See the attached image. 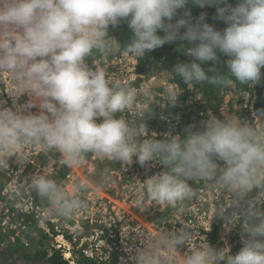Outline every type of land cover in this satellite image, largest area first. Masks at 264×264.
Instances as JSON below:
<instances>
[{"label": "clouds", "instance_id": "9594fccd", "mask_svg": "<svg viewBox=\"0 0 264 264\" xmlns=\"http://www.w3.org/2000/svg\"><path fill=\"white\" fill-rule=\"evenodd\" d=\"M189 5L216 6L214 19L227 26L217 30L205 22L206 14L194 23L190 11L176 19ZM125 20L133 36L126 55L142 57L165 44L187 43L190 61L174 66L187 85L232 84L231 78L206 71L218 52L229 57L225 64L235 80L255 85L264 77V0H239L236 6L228 0H0V73L10 74L14 98H29L23 105L0 104V166L13 156L21 159L26 145L60 153L67 167L81 166L88 153L125 165L135 157L142 167L157 161L165 170L136 181L139 199L173 207L191 196L187 181L194 177L214 179L241 198L264 190V124L209 113L199 129L189 126L183 137L166 132L157 139L155 132L149 138L147 120L118 115L136 107L140 90L114 81L86 58L94 50H118L119 40L108 29ZM142 94H150L146 85ZM247 94L256 96L254 90ZM167 98L173 107L179 101L172 87ZM34 107L37 112L31 111ZM259 117L264 120V111ZM29 186L52 215L68 217L85 207L80 197L87 190L84 181L69 192L37 172ZM228 224L240 225L243 246L236 254L206 238L188 247L192 234L180 229L133 249L134 264H264V212H247L243 220ZM185 245L188 251L181 254Z\"/></svg>", "mask_w": 264, "mask_h": 264}, {"label": "built area", "instance_id": "2783aa9c", "mask_svg": "<svg viewBox=\"0 0 264 264\" xmlns=\"http://www.w3.org/2000/svg\"><path fill=\"white\" fill-rule=\"evenodd\" d=\"M112 27L108 29L109 34ZM93 60L86 58L90 66H100ZM103 65L114 81L128 85L114 70L111 71L124 65L121 57ZM16 92L10 74L0 73V104L6 107H12L14 103L26 104L29 98H14ZM147 110L142 109L138 101L136 107L120 115L138 121L144 118ZM31 111L37 112L38 108ZM99 122L101 118L97 119ZM112 162L116 166L103 175L100 186L93 187L91 180L100 170L99 166H110ZM220 164L223 166V162ZM152 170L158 173L165 169L158 166ZM37 172L47 173L69 192L74 183L84 181L87 190L80 193V197L85 207L68 217L50 214L48 203L29 186L31 176ZM150 175L153 174L149 168L136 161L125 165L94 153L86 154L81 166L67 167L62 163L60 153L26 145L21 159L13 156L7 166H0V256L15 246L20 235L26 234L30 227L39 228L54 241L47 251V258L57 250L68 264H78L79 255L92 264H134L133 249L161 234L180 229L192 234L188 247L195 248L206 238L212 246L223 248L227 245L236 254L243 246L241 229L239 224L232 227L228 222L243 220L247 212H264V190L255 194L252 190L241 198L220 187L214 179L196 177L187 181L192 189L191 196L175 207L146 198L141 201L136 181H143ZM187 246L179 249L181 254L188 251ZM158 251L162 254L164 249Z\"/></svg>", "mask_w": 264, "mask_h": 264}, {"label": "rangeland", "instance_id": "374dc122", "mask_svg": "<svg viewBox=\"0 0 264 264\" xmlns=\"http://www.w3.org/2000/svg\"><path fill=\"white\" fill-rule=\"evenodd\" d=\"M112 30H114V28H112ZM113 52L114 51L112 50L104 54L95 51L92 53L91 57L94 59L93 61L99 63V65L105 70V65L103 64L106 61H114L115 54H113ZM121 59L124 65L122 67H114L111 71L114 70L115 73L125 81L124 83L130 85V87L140 90L141 94L138 96V101L140 102L142 109H148L146 115L144 113L143 119L147 120L149 138L151 137L152 132L157 133V139H163L166 132H172L173 135L179 134L183 137L184 130L187 127L194 126V130L199 129L203 122L209 118V113L215 115L219 119L238 116L242 120H247L256 125L264 124V120L256 115L255 112H251L250 118L246 116L247 114L244 110V104L250 102L252 106L255 97H251L245 92L229 87L218 91L215 99L211 101H208V99L204 98L202 94L197 91H194L191 95L183 98L185 92L176 88L174 83L170 81L172 79L170 73L155 70L149 71L148 74L140 73L138 71L139 61L137 57L125 55L121 57ZM145 85L150 91V94L147 97L142 94V86ZM169 87L176 90L179 98L175 107L170 104L167 98V89ZM159 123L162 125V129H159L161 128ZM133 161H136L135 157L133 158ZM220 162L221 161H218V163ZM113 163L114 162H112V165H114ZM158 166H160L161 169H165L164 166L157 161L150 162L144 167L149 168L150 172L154 175L156 173L152 169H155ZM101 184V176L97 172L93 175L91 185L93 187H98ZM53 242V240L49 239V237L44 234V231L32 227L27 230L26 234L24 232L20 235L15 246L0 256V264H32V258L36 255L35 252H37V250H43L45 246H47V251H49L50 245H52ZM51 257L52 256L47 259H50ZM47 263L48 261L46 260L38 261L37 263L35 262V264ZM77 263L92 264L81 255H79Z\"/></svg>", "mask_w": 264, "mask_h": 264}, {"label": "trees", "instance_id": "16d2710c", "mask_svg": "<svg viewBox=\"0 0 264 264\" xmlns=\"http://www.w3.org/2000/svg\"><path fill=\"white\" fill-rule=\"evenodd\" d=\"M239 0H228V3L232 6H236L238 4ZM221 7L225 5H219ZM185 11H190L192 21L195 23L201 14H206V20L205 22L213 25L217 30H223L227 25L220 20L214 19L216 16V6H206V7H199V6H193L189 5L187 9H181L179 10V14L176 19H179L183 17ZM114 30H111L110 35L115 37L117 40H119L120 48L118 50H113V54H115L114 57H123L125 56V48L126 46L131 42L133 36L130 32L128 22L122 21L118 25L113 26ZM184 29L181 30L183 33ZM163 33H161L162 35ZM188 45L184 41H178L173 44H165L163 47L157 48L153 50L150 53H145L142 57L138 58V71L140 73H149L151 70L155 71H166L172 75L171 82L174 83L176 88L179 90H182L185 92L183 95V98L191 95L193 91H197L198 93L202 94V96L208 101H211L215 99L217 96L218 91H221L223 88H234L238 91L249 93L251 91H255V101L253 105L251 106V103L248 102L245 105V112L246 116L250 118L252 110L255 112L256 115L259 116L261 111H264V77H262L261 81L255 85H253L251 82L249 83H241L237 80H235L234 77H231L229 70L225 64V62L229 59L226 55L222 53H217L218 60L217 62H210L209 64L205 65L206 71L208 72L209 76H216V75H223L228 78L232 79V84L230 86H219V85H213L209 84L207 82L202 84H196L193 83L191 85L185 84L181 78L174 72V66L177 63H185L189 62L190 58L185 55L186 49ZM95 52V51H93ZM92 55V54H91ZM91 55L87 58H91ZM262 73H264V69H262ZM150 124V123H149ZM160 125V123H159ZM156 126V125H155ZM162 129V125H160ZM158 128V127H157ZM114 165H100V170L98 171V174L101 176V179L103 175L108 171V169L112 168ZM258 190H254L252 194H255ZM30 227L29 229H31ZM36 255L32 258V264L37 263L38 261H48L47 264H68L67 261H65L61 255L60 251H55L54 254L50 259H47V246L43 250H37L35 252ZM39 257V258H38Z\"/></svg>", "mask_w": 264, "mask_h": 264}]
</instances>
